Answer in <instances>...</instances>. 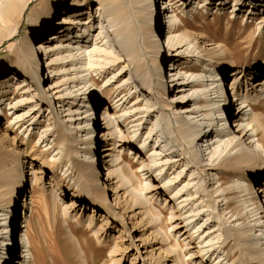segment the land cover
Masks as SVG:
<instances>
[{
  "label": "rangeland",
  "instance_id": "1",
  "mask_svg": "<svg viewBox=\"0 0 264 264\" xmlns=\"http://www.w3.org/2000/svg\"><path fill=\"white\" fill-rule=\"evenodd\" d=\"M25 1L22 17L18 22H11L8 25L0 26V67L9 59H17L19 57L18 59L23 61L24 55L19 52L24 37L30 31L32 34L37 33V28L34 26L32 29L30 26L34 18H36L42 8L45 7L46 0ZM89 1L93 2L91 3L93 6L90 7V12L86 10V6L82 7L83 12H86L82 17L85 19L84 21H86L89 14L96 16L95 9L98 7L97 2L96 0ZM190 1L191 6H193V0H189L188 2ZM70 2L71 0H66V3L69 5ZM230 2L231 0L227 1L229 4L221 10L222 13H215V11H217L215 5L214 9L201 11V14L197 15L194 20L192 18L194 9L190 6L185 9L179 3L174 7L176 26L182 27V23L186 21L188 23L186 28L187 31L195 34V43L197 42V49L193 52L192 59L190 61H184L183 63L184 66L192 65L195 69L188 71L185 68L181 73L185 76L184 72L186 71V75H191L197 80H203L202 83L194 87L190 93L194 91L195 93L198 92L203 98L198 106L206 110L201 112V117L198 116L199 118L197 117V120H200L202 117L205 118V121L203 120L204 130L207 124L206 118H209V116L206 117V115L209 113L208 110L210 109V107L206 106V102L210 99L216 100V94L213 91L214 86L219 82L218 77L221 78L220 81L223 83V89H225L223 96L225 95V98H230V84L232 81L230 80L231 71L242 70L241 74H245L246 76L242 79L243 83L246 81L245 78L250 77L252 73H261L257 81L264 78V21L262 22V16H264V14L247 18L246 16L243 17L245 13L241 12L237 13L235 16L236 19L234 20V14L229 12V7L232 6V2ZM127 3L132 5L130 7H134L132 10L138 8L137 2L134 4L133 2L127 1ZM61 9L62 7L57 10L59 11V16L61 15ZM132 10H129L128 13L131 18H134L135 16ZM56 17L58 18V16ZM56 17L55 19H57ZM246 23L250 25L245 28ZM192 25H203L204 27L202 30L195 31ZM182 29L183 28L176 32L175 35L177 34L178 36L180 32H182ZM49 33H52V31ZM199 34L203 36V38H199L197 36ZM155 40L161 45L158 58L162 62L163 82L167 81L170 90L168 94L157 93L155 86L160 81V76L153 69V64L150 62V64H148V74L150 80H152L149 82L152 87L150 90H148L149 86L147 82L141 83L142 81L138 79L137 74L128 70L125 73V78L116 79L115 82H112V80H114L112 79L114 73H112L102 80H99L96 86H91L90 90H85V87L82 88L80 92L84 91L85 94L81 96L77 95L74 103H68L64 108H61V110L58 108L59 104L55 102V110H53L50 115L48 111H45V106H43L39 113H35V119L38 118L42 112H44V115L43 117L41 116L35 124H32L31 122L33 121H31L23 124L20 128H17V125H15L14 128H11V125L8 128L6 118H1L0 116V198L7 199L9 196L8 191L17 186V184H20L22 188L25 189L18 192L16 196L17 210L15 213L20 214V212H22L21 209H23L22 204L24 199L27 198L29 202L31 194L33 196V203L30 204L27 209V233L30 250L28 263L186 264L189 257L191 255L194 256L193 254L196 249L192 250L191 248L194 245H191L190 248L184 245L188 242V240L185 239L187 235V232L184 234L185 227L179 229L178 233L172 230L171 227H168L169 218L171 216V204H168V200L166 201L164 199L165 196L162 193L156 195V191L149 192V190L144 189L148 182L145 179L146 176L140 174V165L136 163L137 157L133 155V149H127L128 145L124 144L123 148H125L127 156L125 155V160L120 162L124 167H128L130 171L140 176L137 178L131 174L132 183L129 182L130 184L128 183L127 185L126 183L125 186L123 185L122 190L117 189V191L120 190V197L116 196L115 191L112 190L110 186V182H104V173L106 174V172H104V169L102 174V170L100 169V166L104 167L105 161L103 160L104 154L102 153V148L105 144L102 135V131L106 128L105 113L112 114L113 112L107 108V104L109 103L110 105L112 100L108 99V97L106 98V96L104 98L103 95L100 94L101 90L105 87L116 90L120 88L121 84L128 78L129 85L132 84L133 87L139 85L146 90L147 94L145 95L147 96L145 100L149 105L151 104V107L154 109L151 115L147 117L146 112L140 113L139 115L142 116V120L139 122L141 123L137 121L134 123H123L122 120L124 116L118 118L116 121L117 123L122 122L121 129L125 133L129 132L134 135L132 131L137 129L134 138L138 135L140 136V132L145 138V133L152 124L153 131L151 135L157 132L156 135L162 137L163 133L160 132V129H165L167 123H174L176 120L178 110H174L172 106H170V102L177 98L175 94L176 87L179 84L177 83V85L173 87L174 84L171 85L168 83V79L171 77L170 70L174 69V66L172 67L173 62H170V50L168 47L162 46V33L161 36ZM191 46L192 44H190L189 48H191ZM139 49L140 52L138 53L137 59H146L147 51L145 47H142L140 44ZM209 52H211L212 61H209L206 56ZM41 57L39 72L34 74L33 80H31L33 84L37 80H40L41 91L47 93L48 96L51 95V97L57 96L54 95L56 90L60 91L66 87L71 90H76L75 87L73 88L74 83L72 80V73L74 71L70 73L71 71H66L64 68H61L63 76L59 78V80L61 79V83L64 84L55 88L56 90L51 89L55 84V80L46 82L47 77H50L51 73L50 70L46 69V64L44 63L45 56L42 55ZM233 61L236 62L237 66L234 69L231 68ZM22 66L24 69L34 67L31 60H26L25 64L23 63ZM68 67L70 70L73 69V66L69 65L65 68ZM213 67L219 70H217L213 76H210V73L215 71ZM116 73H118V71ZM83 74L87 73L85 72ZM80 76L81 75L78 77ZM86 77L87 76L83 78L86 80ZM16 79L17 77L12 79L9 83L10 85H4L8 88V91L0 95L5 93L11 94L12 92L16 95V92H14V89L11 87V83L13 84ZM213 80L214 84H210ZM66 81L67 83L65 84ZM74 81H76V79H74ZM110 82L112 83L108 86ZM204 84H207V86L212 89L208 97L204 95L206 91ZM58 85L59 83L54 86ZM82 85L83 84H80L78 87ZM4 86H0V88ZM34 86L32 88H34ZM242 88L244 91V86ZM256 88L259 89L260 86ZM91 90L96 92L93 97L91 94H88ZM117 92H119V90ZM211 92H213V94ZM61 93H65V91H61ZM115 95L116 93L113 94V97ZM78 98H80V100ZM145 100L142 106L132 107L131 111L144 110L142 108L146 105L144 104L146 103ZM115 101L116 100H113L112 103H115ZM76 103L77 106H75ZM119 103L114 104V106H117L116 109L118 113L121 114L125 110L129 111V107L133 102H128V100H126L123 106ZM68 106L73 107L71 108L70 114L76 115L67 116L63 119L64 121H68L66 122L67 138L59 141L61 139H57V132L55 131L58 121L56 113L63 109L66 110ZM151 107L150 109H152ZM29 109L31 108H27V110ZM160 109H165V120L161 118ZM65 113H67V110ZM144 121V128L140 130L141 124ZM78 122L81 123L77 124ZM49 123L52 124L49 126ZM137 123L138 126H132ZM46 128L47 131L43 133L44 135L41 138V132ZM172 129L175 132V129ZM215 134L216 133L212 134V140H214ZM237 135H240V133ZM143 137L141 138L142 145L148 148L149 144L150 147V145H152V140L150 142L151 137H149L146 142H143ZM43 138H45V141L41 143ZM162 140H164V138H160V141ZM68 142L72 145L69 147V150L66 149V143ZM208 142L210 143L213 141L208 139ZM34 144H36V146ZM206 144L207 142L204 138L195 141V148H199V150L201 149L203 151L200 164L204 166V170L200 171L199 166L193 162L192 151L189 150L187 146H173L171 149H179L178 152L181 153V158L184 157V161H181L183 167L181 169H176V167L171 168L167 171V174L170 175L171 180L179 172L182 171V174H185L187 170V174L179 186L182 189L179 195L184 192L187 181L193 179L191 180L192 182H189V186L194 187H192L189 192L184 193V198H195V200L192 201V206L196 216L191 221L194 222V219L199 217L201 226H199V231L203 228L207 231L209 229V232L212 233V242L215 246H218L220 244L219 242L225 239L223 242L225 244L224 248H219V252L216 253L218 257L215 264H218L224 257L226 258L222 260L221 264L225 262L226 264H246V258L258 255V248L256 247L253 249L252 247L254 246L253 244L259 232L256 231L257 227L249 231V225L254 224V221H251L252 218L249 217V209L255 205L244 208L246 205L244 200L245 197H250L249 187L251 183L252 191L253 193L255 192L256 197V190H258L262 179H264V174L257 176V170L255 168L246 172V177L234 172L229 175H224L220 174V172L216 173L213 170H208L207 168L210 162L214 160V164H216L224 153H220V147H216V144L213 146L211 145L209 149H206ZM32 145H34V148L38 147L43 150L46 157L32 160V154L35 152L33 149L31 150L30 146ZM171 145H174V143L170 142L168 144V146ZM92 147L94 148L93 152L90 153L86 151L87 148ZM259 152L263 156V159L261 158V165L264 167V152L261 149ZM49 161L54 162L55 166H48ZM90 163L94 166L88 168L87 164ZM185 164L187 165L185 166ZM165 171L166 167L162 168L161 174ZM33 172L35 175V185L31 188L30 180ZM172 172L173 174H171ZM90 173L96 176L99 183L101 182L102 184L103 182L101 186L104 189L94 200L89 203H84L79 200H87L86 196L81 199L74 198L73 192L76 190L74 184L78 180H83L88 176L86 174ZM134 177L137 179L134 180ZM69 178L72 179L69 180ZM155 184L156 183H153L154 186ZM227 188L231 189V193L226 194L225 189L227 190ZM136 196L138 198H136ZM198 196H200L199 199H197ZM250 200L249 203L252 202V199ZM258 203L257 206L259 205L260 207V202ZM220 208L223 213H220ZM260 210L258 211L259 215H257V217L264 214V212ZM233 212H236V214L239 212L240 214L239 216H231ZM249 221L250 223H248ZM262 221H264V218H259L258 222L262 223ZM17 226L18 221L15 222L14 232L17 231ZM230 226H233L235 231L232 232L233 234L231 236H228L225 230L229 229ZM4 234L6 235V233ZM174 234L177 235L176 238H174ZM175 240H179L180 247L176 246ZM250 244L252 246H250ZM188 250H192L193 252H188ZM17 259L18 256L15 260L11 261L12 264H19L16 261L20 260V258ZM178 260L180 262L182 261V263H178ZM198 261L197 259L195 262L198 263ZM254 264L259 263L254 262Z\"/></svg>",
  "mask_w": 264,
  "mask_h": 264
},
{
  "label": "bare ground",
  "instance_id": "2",
  "mask_svg": "<svg viewBox=\"0 0 264 264\" xmlns=\"http://www.w3.org/2000/svg\"><path fill=\"white\" fill-rule=\"evenodd\" d=\"M0 1V26L8 25L11 22L17 23L22 17L26 1ZM127 1L133 2L134 4L137 2L138 8L136 10H132L134 7H130L132 5L128 4ZM161 1V4H164V0ZM174 1L175 0H171L169 4L170 8L162 12V15L165 14L167 20L164 24L165 28L168 30L173 28L174 31V34L171 36L170 32H166V35L164 36L162 34V46L168 47L170 50L169 57L170 62H173L172 67L175 65L177 66L170 70L171 77L168 79V83L175 81L173 87H175L177 83L179 84L176 87L175 96H177V98L175 100H171L170 102V106H172L174 110H178L176 120L174 123H167L165 129H160L161 131L158 130L163 133L162 137L160 135H156L157 132L151 135L153 131L152 124L149 130L145 133V138L143 137V134L141 135V132L140 136L138 135L136 138H134L137 129L132 131L134 135L129 132L125 133L121 129L122 122H139L142 120V116L139 115L140 113L146 112L147 117L151 115V112H153L154 109L151 107L152 105H149L145 100V97L147 96L145 95L147 94L146 90L139 85L134 87L132 84L129 85L130 83L128 82V78L121 84V87L117 88L116 90L109 87L102 89L100 94L103 95L104 98L106 96V98L108 97V99L112 101L116 100L115 103H112L111 101L110 105L109 103L107 104V108L113 112L112 114L105 113L106 128L104 131H102V135L104 137L103 141L105 143L102 148V153L104 154V165L107 168V173H104V182H110L112 190L115 191L117 197H120L119 193L120 190H122V186H125L126 183L128 185V183L131 182V174L139 178L138 176L140 175L130 171L128 167H124L121 164V162L124 161L127 156L123 145L127 144V149H133V155L146 166V169L139 166V169L141 170L140 174L146 176L145 179L148 182L144 189L149 190V192L156 191V195L162 193L165 196L164 199L166 201L168 200V204H171V216L169 218L168 227H171V229L177 233L179 232V229L185 227L184 234L187 232L185 239L188 240V242H186L184 245L189 248L191 245H194L191 248L192 250L196 249L193 254L194 256L191 255L186 264H195L197 259L199 261L196 264H215V261L218 257L216 253L219 252V248H224L225 244L223 242L225 239L222 242H219L220 244L218 246H215V244L212 242L213 237L212 233L209 232V229L207 231L205 228H203L199 231V217L194 219V222L191 221L196 216L195 210L192 206V201L195 200V198H184V193L189 192L190 189L194 187L189 186V182L193 179H189V181H187V184L184 187V192L179 195V193L182 191L179 186L183 182V179L187 174V170L185 174H182L181 171L170 180V175L167 174V171L174 167H176V169H181L183 167L181 161L184 159V157L181 158V153L178 152L179 149L172 150L171 147L187 146V148L192 151L193 162L197 164L199 166V170L202 171L204 170V166L200 163L203 156V151L201 149L199 150V148H195V141L204 138L207 142L206 149H209L211 145L213 146L216 144V147H220V153H224L220 160L218 159L219 161L216 164H214V160L210 162V165L207 168L208 170H213L216 173L220 172V174L224 175H229L234 172L246 177L245 173L255 168L257 170V176L263 175L264 167L261 165V158L263 159V156L259 151L261 149L264 152V78L257 81V78L261 75V73H252L250 77L245 78L246 81L243 83L242 79L246 76L245 74H241L242 70L231 71L230 80L232 81L230 84V92L232 90L234 96H237V92L235 91V89H237L240 92V104H242L241 110H236V114L233 113L234 118H237V120L235 121L236 124H234L235 129L232 128L231 124L229 125L230 129L232 128L231 131L229 130V127L225 125V120L228 119L226 110L228 104L227 98H225V95L223 96V93H225V89H223V83L220 81L221 78L218 77L219 82L214 86L213 91L216 94V100L210 99L206 102V106L210 107V109L208 110L209 113L206 115V117L209 116V118H206L207 124L205 125L206 129L204 130L203 120L205 121V118L202 117L200 120H197L198 116L201 117V112L206 110L203 107L198 106V104L202 102L203 98L198 92L195 93L194 91L190 93L192 89L198 84L202 83L203 80H197L191 75H186V71L184 72L185 76H181V74H183L181 71L185 70V68L188 71L195 69L194 66H184L183 63L184 61H190L192 59L194 54L193 52L195 49H197V42L195 43V34L189 33L187 31L186 28L188 23L186 21L182 23V27L176 26L174 7L176 6L175 3L177 2ZM188 1L189 0H179L178 2L185 9H187L188 6L194 9V15H192L193 20L196 19L197 15L201 14V11L214 9L215 5L217 8L215 13H222L221 10L224 9L227 4H229L227 3L228 0H193V6H191V1ZM96 2L98 6L97 9H95L96 16L89 14L86 21H84L85 19L82 17L86 12H83L82 7L86 6V10L90 12V7L93 6L91 3L93 2L89 0H71L69 5L66 3V0H46L45 7L42 8L41 12L36 16V18H34V21L30 26L32 29L35 26L37 28V33L32 34L30 31L25 35L19 52L20 54L23 53L24 57L25 54H27L29 59L26 58V60H32L31 63H33L34 67L24 69L22 64H25L26 61H20V59H18L19 57L17 59H9L5 61L0 67V86L9 84L12 79L17 77L16 81L13 84L11 83V87L14 89V92H16V95L13 97L14 102L11 103L10 101L11 104L9 103L10 105H8V109L12 110L14 107H19L18 110L15 111L14 114L8 115L6 112L2 111L3 107L0 106V113H2L1 118H6L8 128L11 125V128H14L15 125H17V128H20L23 124L31 121H33L31 122L32 124L37 123L39 118L41 116L43 117L44 112H42L36 119L35 113H39L43 106H45V111H48L49 115L53 110H55V102L59 104L58 108L61 110V108H64V106L68 103H74L75 97L77 95L81 96L85 94L84 91L80 92L82 88L85 87V90H90L91 86H96L99 80H102L104 77L112 73H114L112 76V79L114 80H112V82H115L116 79L125 78V73L128 70H131L133 73L137 74L138 79L142 81L141 83H148V90H150L152 88L150 86L151 83L149 84V82L152 80H150L148 74V64H150V62L153 64V69L160 76V81L155 86L157 93H169L170 90L168 88L167 81L163 82L162 79V62L158 58L161 51V45L155 40L156 38L160 37L162 33L161 23L157 24V19L154 15L155 0H96ZM231 2L232 6L229 7V12L234 14V20L236 19L235 16L237 13L241 12H244L245 15H243V17L246 16L247 18L257 17L258 15L264 14V0H231ZM60 7H62V9L60 11L61 15L59 16V11L57 10ZM129 10L133 11L135 20L134 18H131L130 14L128 13ZM56 16H58V18ZM55 17L57 19H55ZM263 21L264 16H262V22ZM249 25L250 24L246 23L245 28ZM203 27V25H192V28L195 31L202 30ZM181 28H183L182 32H180L178 36L177 34L175 35V33L180 31ZM63 30H66V33L68 34H72L70 35V38L57 35ZM51 31L52 33H49ZM197 36L199 38H203V36L200 34ZM30 41L37 44V49H43L40 54L34 52L30 45ZM140 44L142 47H145V50L147 51V57L144 60L137 59L138 53L140 52ZM190 44H192L191 48H189ZM29 47L33 51H30ZM48 51H52V53L46 55V57L43 53ZM35 55L38 58V61L36 62L33 61ZM42 55L45 56L44 63L46 64V69L50 70L51 73L50 77H47L46 82H52V80H55V84L59 83L58 86H54V84L53 88L51 89L58 88L64 84L61 83V79L59 80V78L63 76V73H61V68H64L66 71H71L70 73L74 71L72 73V80L74 83L73 88L75 87L76 90H71L67 87V89L64 88L60 91L55 89L56 92L54 95L57 96L51 97V95L48 96L47 93L41 91L40 80H37L34 82V84L31 82V80H33L34 74L39 72V62H41ZM206 56L208 57L209 61H212L211 52H209ZM67 65L73 66V69L70 70L69 67L65 68ZM236 67V62L233 61L231 68L234 69ZM214 68L215 67H213V69ZM217 70L219 69L215 68V71H212L210 76H213ZM117 71L118 73H116ZM85 72L87 74H83ZM79 75L81 76L78 77ZM85 76H87L86 80L83 78ZM74 79H76V81H74ZM112 82H110L108 86L111 85ZM66 83L67 81L65 84ZM80 84L83 85L78 87ZM210 84H214V80ZM204 85V88L206 89L204 95L205 97H208V94H210L212 89L209 88L207 84ZM33 86L34 88H32ZM243 86L244 91L242 88ZM258 86H260L259 89L256 88ZM118 90L119 92H117ZM7 91L8 88L6 86L0 88V94ZM61 91H65V93H61ZM213 92L211 93L213 94ZM114 93H116V95L113 97ZM88 94H91L93 97L96 92L91 90L88 92ZM78 99L80 100V98ZM126 100L133 103L129 107V111H121L122 113L119 114L116 109L117 106H114V104L121 102L119 104L123 106ZM144 100L146 102L144 103L146 104L145 107L142 108L144 110H134V112L131 111L132 107L142 106ZM75 106H77V103ZM150 107L152 109H150ZM27 108L31 109L27 110ZM71 108L73 107L68 106L66 109L67 113H65V109L56 113L58 121L55 131L57 132V139H61L59 141L67 138L66 122L68 121H64L63 119L67 116L70 117L76 115L70 114ZM160 114L163 120L166 116L165 109L161 110ZM123 116L124 119L122 122L117 123L116 121L118 118ZM80 123L81 122H78L77 124ZM51 124L52 123H49V126ZM144 124L145 121L142 122L140 130H143ZM132 126H138V123ZM172 128L175 129V132ZM46 131L47 128L41 132V138L44 135L43 133ZM213 133H216L214 140H212ZM239 133L240 135H237ZM142 137L144 138L143 142H146V140L151 137L150 142L152 140V145L149 147L148 144V148L147 146L142 145ZM160 138H164V140L160 141ZM208 139L213 142L209 143ZM44 141L45 138L41 140V143ZM170 142H173L174 145L168 146ZM66 144V149L69 150V147L72 145L69 142ZM34 145L36 146V144ZM34 145L30 146L31 150L33 149L35 151L32 154V160L37 158H45V152L38 147L34 148ZM93 150V147L86 149V151L90 153L93 152ZM118 155L121 156V162H118L117 164L112 163L114 159L118 157ZM107 163H112V166L108 167ZM136 163H138L137 160ZM138 165L140 164L138 163ZM186 165L187 164H185V166ZM48 166L53 167L55 166V163L49 161ZM91 166L94 165L92 163L87 164L88 168ZM165 167L166 171L161 174L162 168ZM100 169L102 170L103 174L104 167L100 166ZM171 174H173V172ZM86 175L88 176L83 180H78L76 183L74 182L76 190L73 192V194L74 198L76 199H81L86 196L87 200L79 201L89 203L90 201L94 200V198H96L104 188L101 186L103 185V182L102 184L101 182L99 183L96 179V176H94L92 173ZM135 177L134 180L137 179ZM70 179L72 178H69V180ZM30 181L31 188H33L35 185L34 172L32 173ZM153 183H156L155 186ZM251 185L252 183L249 187L250 197H245L244 201L246 205L244 208H249L252 205H255L249 209V217L252 218L251 221H254V224L248 225L250 227L249 231H252L257 227L256 231L259 232L256 236V241L253 244L254 246L252 247L253 249L256 247L258 248V250L256 249L258 251V255L255 257L246 258V264H254V262L264 264V221H262V223L258 222L259 218H264V214L257 217V215H259L258 211L260 209H263L260 211L264 212V193H262L264 192V179H262L258 190H256V197L255 192L253 193L252 191ZM117 189L120 190L117 191ZM22 190L25 189H23L20 184H17V186L11 188L8 191L9 196L7 199L0 198V264H3L4 262L5 264H10L11 261H13L14 258L11 256L12 254L16 253V246H18L19 251L21 252V255L18 256V259L20 258V260L17 259L18 261L16 262L19 264H31L28 263L30 250L27 233V209L29 208V205L33 203L32 194L30 196L29 202L27 201V198H25L23 201L22 206L25 219L24 221L21 219L19 220L17 231L14 232L15 222L18 221L17 214L15 213L17 210L16 196L18 192H21ZM225 191L226 194L231 193V189L227 188ZM136 198L138 197L136 196ZM199 198L200 196L197 197V199ZM250 199H252L251 203H249L251 201ZM258 202H260V207L259 205L257 206ZM220 211V213H223L221 208ZM239 214V212L237 214L236 212H233L231 216H239ZM19 223H23L22 226H25L26 228L21 229V225ZM248 223H250V221ZM234 231L235 228L230 226L229 229L225 230V233L228 236H231L233 234L232 232ZM4 233H6V235ZM14 233H16V242L11 240L14 236ZM176 236L177 235L174 234V238H176ZM174 242L176 246L180 247L179 240H175ZM250 246L252 245L250 244ZM192 250H188V252H193ZM7 258L9 259L7 260ZM225 258L226 257H224L222 260ZM222 260L218 262V264H221ZM178 263H182V261L180 262L178 260ZM224 264H226V262Z\"/></svg>",
  "mask_w": 264,
  "mask_h": 264
},
{
  "label": "built area",
  "instance_id": "3",
  "mask_svg": "<svg viewBox=\"0 0 264 264\" xmlns=\"http://www.w3.org/2000/svg\"><path fill=\"white\" fill-rule=\"evenodd\" d=\"M22 225H23V223H21V229L26 228L25 226H22Z\"/></svg>",
  "mask_w": 264,
  "mask_h": 264
}]
</instances>
